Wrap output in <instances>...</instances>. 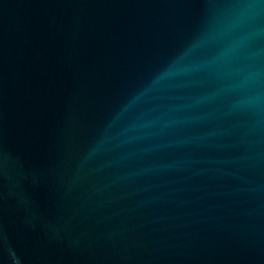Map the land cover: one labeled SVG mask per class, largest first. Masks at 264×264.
Masks as SVG:
<instances>
[{
	"label": "water",
	"instance_id": "water-1",
	"mask_svg": "<svg viewBox=\"0 0 264 264\" xmlns=\"http://www.w3.org/2000/svg\"><path fill=\"white\" fill-rule=\"evenodd\" d=\"M0 264H264V0H0Z\"/></svg>",
	"mask_w": 264,
	"mask_h": 264
}]
</instances>
